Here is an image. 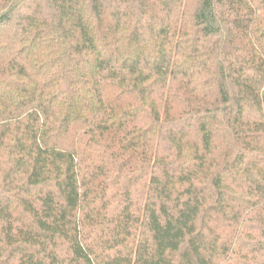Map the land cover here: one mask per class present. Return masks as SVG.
I'll return each mask as SVG.
<instances>
[{
    "label": "trees",
    "instance_id": "1",
    "mask_svg": "<svg viewBox=\"0 0 264 264\" xmlns=\"http://www.w3.org/2000/svg\"><path fill=\"white\" fill-rule=\"evenodd\" d=\"M0 264H264V0H0Z\"/></svg>",
    "mask_w": 264,
    "mask_h": 264
}]
</instances>
